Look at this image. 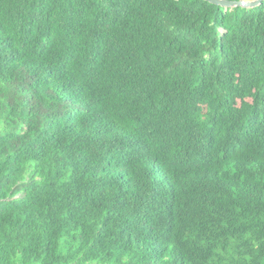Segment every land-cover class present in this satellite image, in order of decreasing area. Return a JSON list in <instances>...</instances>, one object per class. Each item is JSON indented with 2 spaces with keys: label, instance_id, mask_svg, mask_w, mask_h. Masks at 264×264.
Wrapping results in <instances>:
<instances>
[{
  "label": "trees",
  "instance_id": "1",
  "mask_svg": "<svg viewBox=\"0 0 264 264\" xmlns=\"http://www.w3.org/2000/svg\"><path fill=\"white\" fill-rule=\"evenodd\" d=\"M0 264H264V1L0 0Z\"/></svg>",
  "mask_w": 264,
  "mask_h": 264
},
{
  "label": "water",
  "instance_id": "2",
  "mask_svg": "<svg viewBox=\"0 0 264 264\" xmlns=\"http://www.w3.org/2000/svg\"><path fill=\"white\" fill-rule=\"evenodd\" d=\"M210 3L220 5L226 9H234L237 7H243L247 9H253L262 4L264 0H207Z\"/></svg>",
  "mask_w": 264,
  "mask_h": 264
}]
</instances>
